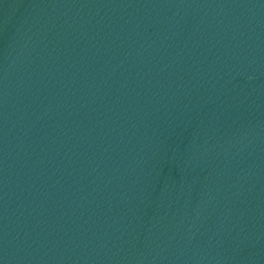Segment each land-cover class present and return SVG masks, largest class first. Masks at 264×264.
Wrapping results in <instances>:
<instances>
[{"label": "water", "instance_id": "95a60500", "mask_svg": "<svg viewBox=\"0 0 264 264\" xmlns=\"http://www.w3.org/2000/svg\"><path fill=\"white\" fill-rule=\"evenodd\" d=\"M0 264H264V0H0Z\"/></svg>", "mask_w": 264, "mask_h": 264}]
</instances>
